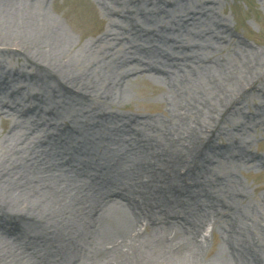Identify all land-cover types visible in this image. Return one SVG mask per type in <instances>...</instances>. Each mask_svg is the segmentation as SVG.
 <instances>
[{
	"label": "bare ground",
	"instance_id": "1",
	"mask_svg": "<svg viewBox=\"0 0 264 264\" xmlns=\"http://www.w3.org/2000/svg\"><path fill=\"white\" fill-rule=\"evenodd\" d=\"M36 1L21 6L0 0V53L32 69L27 75L22 69L0 75V101L5 98L3 108L9 105L18 116L39 114L45 121L48 111L50 119L65 121L56 128V139L65 144L50 138L45 148L0 164V180L10 188L0 196V236L12 239L0 245V264H264V196L243 203L246 192L233 172L214 181L201 175L206 162L220 157L264 167V156L250 154L246 146L231 140L216 148L213 141L226 115L239 112L232 96L244 97L264 77V70H256L258 56L239 48L232 65L210 55L208 67L200 50L209 52L210 38L193 35L176 18L153 20L144 0H108L105 12L122 13L124 24L115 23V33L102 34L104 39L131 36L150 46L134 48L139 56L111 47L108 65L94 62L100 67L86 75L78 71L79 61L73 62L75 52L65 47L68 35L33 5ZM192 36L205 43L184 44ZM137 74L164 82L172 107L168 120L152 122L106 110ZM12 80L50 83L58 89L56 98L23 96ZM64 108L74 114L61 118ZM255 109L252 117L239 112L241 127L264 133V102ZM97 125L126 131L136 151L106 160L85 141L63 149ZM178 165L188 172L185 177L174 174ZM217 187L225 193H217ZM218 220L224 238L209 254L202 231Z\"/></svg>",
	"mask_w": 264,
	"mask_h": 264
},
{
	"label": "rangeland",
	"instance_id": "2",
	"mask_svg": "<svg viewBox=\"0 0 264 264\" xmlns=\"http://www.w3.org/2000/svg\"><path fill=\"white\" fill-rule=\"evenodd\" d=\"M12 1H17L21 6L28 4L27 0ZM144 1L146 10H151L150 15L153 20L170 22L176 18L175 21L178 20L182 24L187 23L188 28L193 30V35L201 34L210 38L209 42L213 46L209 52L205 49L200 50L202 51L200 54L204 60V65L211 66L209 59H207L210 55L216 57L217 62L224 63L226 60L227 64L232 65L233 58L231 56L236 50L243 48L258 56L259 62L256 70H264V0H175L176 6L172 4V0ZM186 2L190 6L187 9ZM108 3V0L104 3L102 0H37L33 4L45 13L49 19L57 23L68 35L65 47L75 52L73 62L79 61L78 71L86 75L90 74L92 69L100 67L94 62L104 61L105 65H108L106 56L107 50H110L111 47L119 51L122 49L123 51L130 50L133 51L132 53L135 56H139L140 54L134 48L141 49L150 46L145 41L131 38V36L114 35L106 40L104 39L105 36L102 34L115 33V23L124 24L121 22L123 20L122 13L113 11L109 15L105 12L103 6H107ZM152 3L156 4L154 8L151 7ZM198 3L205 9H201L200 6L196 7ZM164 9L167 12L166 14L162 12ZM192 16L193 19L190 18ZM101 40L110 43L104 45L100 43ZM187 40L189 43L184 41V44H188L190 47L193 44L199 43L197 45H201L205 43V41H202L203 39H198V36H192ZM188 46L184 49H188ZM17 69L25 70L26 75L32 72V69L22 64V60L17 57L8 53H0L1 76L7 72L11 74ZM198 72H200V69ZM260 80L254 88L245 92L244 97L232 96V100L242 116H254L256 106L264 102V77ZM32 81L12 80L10 85L19 88L23 96L35 94L37 97L39 96L38 98L45 100L48 93L52 98H56L58 89L55 86H51L50 83H47L50 85L48 86L46 83ZM104 84L110 85L109 82ZM166 92L164 82L160 78L140 74L131 75L130 81L123 91L112 97V107L106 108V110L141 120L164 122L172 114L170 97L166 95ZM53 93H56V95H53ZM104 99L108 100L109 97L104 96ZM4 100L6 99L1 98L0 101L2 108L4 106L1 103ZM86 102L88 103V100ZM8 106L3 108L6 112L0 111V164L4 161L14 160L13 158L20 160L21 156L29 155L31 151L45 148V142L52 143V139L55 140L53 143L57 145H60V142H62V145L65 144L64 140L56 139V128H58L57 131L61 129L65 121L54 117L50 119L49 116L51 115L48 111L45 114L47 118L45 121H43V117L39 118V114L29 113L18 116L8 109ZM239 112L236 114L234 111L233 116L230 112L226 115L225 120L220 122L218 136L213 139L215 147L223 148L232 140V142L235 141L234 144L238 142L246 146L250 154L264 156V133H260L259 130L251 126L241 127L243 119H241ZM72 113L74 114L73 111L64 108L61 109L59 116L68 118ZM94 131L97 132L96 135ZM88 132L89 134L85 133L84 138L67 142L63 149L67 150L73 146L81 147L85 141L88 147L100 149L101 155L106 160L130 155L137 149L126 131L120 128L111 129L98 126L89 129ZM134 136L137 135L134 134ZM34 143L36 146H34ZM235 158L220 157L211 162H206V165L202 167L201 175L205 179L214 181L229 178L230 173L233 172L238 185L246 192L247 198L242 202L252 204L264 196V167L260 168L254 163L244 164ZM206 167L208 171H204ZM68 170H65L64 173L68 175L67 177H71L72 173ZM173 172L180 177H185V174L188 173L184 168L181 169L179 165L174 168ZM222 188L217 187L216 192L225 193ZM8 192L10 193V188L7 182L0 180V196ZM90 193H94V191H90ZM223 225L222 220H218L212 225L205 226L202 231V235L207 240L209 254L219 247L224 238ZM0 238V245L4 247L12 241L6 235L0 236Z\"/></svg>",
	"mask_w": 264,
	"mask_h": 264
}]
</instances>
